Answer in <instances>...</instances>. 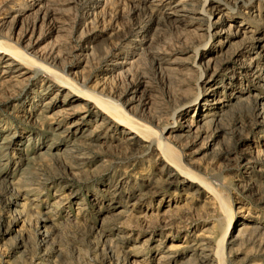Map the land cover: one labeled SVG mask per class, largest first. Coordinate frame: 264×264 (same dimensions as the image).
Listing matches in <instances>:
<instances>
[{
	"label": "rangeland",
	"instance_id": "1",
	"mask_svg": "<svg viewBox=\"0 0 264 264\" xmlns=\"http://www.w3.org/2000/svg\"><path fill=\"white\" fill-rule=\"evenodd\" d=\"M178 1L0 0V45L23 52L27 71L3 77L0 53V264H215L203 255L220 244L222 264H264V89L236 77L231 91L246 93L232 109L215 118L200 105L208 59L220 65L216 100L229 92L239 67L222 62L234 50L224 39L245 18L246 37L264 32V0H182L194 23L168 16ZM144 79L148 104L129 93ZM84 92L164 143L204 187L169 183L177 170L159 149L100 126ZM186 120L195 128L181 136Z\"/></svg>",
	"mask_w": 264,
	"mask_h": 264
},
{
	"label": "bare ground",
	"instance_id": "2",
	"mask_svg": "<svg viewBox=\"0 0 264 264\" xmlns=\"http://www.w3.org/2000/svg\"><path fill=\"white\" fill-rule=\"evenodd\" d=\"M192 6H193L192 3L180 0L177 2L176 6L171 11L168 12L169 14L168 16L173 18V20L176 22H182V21L187 22V20H190L191 23L197 22L199 21V19L194 15L195 12ZM225 17H227L226 14L222 15L219 18V20L223 22ZM227 18L229 22H237L238 18H241V16H237L236 14H233L231 16H228ZM212 25L213 24L209 26L210 29L212 28ZM251 26L253 25L249 24L247 18H245L241 22H239V27L237 28V30L233 32L234 36L228 35L224 39L225 45L223 47L225 46L227 48L233 47L234 50L229 54H226V56L222 58V62L225 60L235 61V62L238 61L236 63H238L237 66L239 67V70L237 72L236 70L237 68L235 67L236 64L231 67L232 69L234 68V70L230 72L229 75L227 76V79L229 80H227L228 84H226L225 86L226 89L229 90V92L228 91L221 92V95H224V98L222 99L216 100L215 98L216 95H218V88L220 87V85H218L219 81L213 78L215 77L213 75H218L220 65L217 64L215 65L213 62L211 63L213 59H208L207 61L208 62L207 69H212V73L209 76L210 78L209 80H207L209 86L208 96L210 98L202 102L200 105L212 107L214 109L218 108L217 111L215 110V112L209 114V116L214 114H215V118L218 115L222 116L226 111L232 109L236 104H238L241 101L244 94L246 93L245 90L242 88L241 91H239L238 95H236L231 91L235 86L236 77L237 78L241 77L242 79L249 80L255 87L264 89V32H262V30L258 28L256 29L254 34L246 37L245 36L246 32L252 31V29L250 30ZM199 30H204V29L199 28ZM220 31H222L221 37H224V34L225 35L229 34L228 28L220 29L219 32ZM240 36L241 39L238 40ZM0 48H1L0 53L2 54L1 56L3 57L7 56L6 58L4 57L6 59V63L4 64L5 73L3 77H8L11 74V71L16 69H19L20 71L19 73H17L16 76H24L25 74H27L26 68L22 66V61H21L26 56L23 52L18 50H13L11 48H6L4 50L2 49L1 45ZM197 54L199 53L197 52ZM245 57H248L249 59L248 58L244 59ZM237 74L240 76H237ZM66 88L70 89V87H66ZM149 90H150V82L144 79L134 83V85L130 88L129 93L131 95L132 100L142 99V102L148 104L147 95ZM230 95L231 97L228 98ZM79 97L84 101V105H87L89 109L93 108V113L95 114L97 119L96 121L100 126H107V125L114 127L117 126L121 129L122 132L124 133L126 132L129 134V136L127 137L128 141H132V140L135 142L137 141L140 147L148 148L151 151L155 149H159L161 159L164 158L165 161L167 160L166 161L167 165H165V167H173L176 169L177 165H175V162H173V160H171L172 162L168 160L170 153L167 150V146L158 139L152 137L151 135H148L147 133H143V129H141V127L138 126L135 122L130 120V118H127V116H125V114L122 111L112 107L101 98L92 95L88 92H84ZM218 103L221 105H219ZM67 106L68 107L66 108V110L74 109V106L73 107H70L69 105ZM198 106L199 104H196L195 108H197ZM177 112L178 111H176L175 114ZM258 118H259L257 120L258 123L264 126V105L261 106L260 112L258 114ZM80 119H84V117H79L78 121L73 122L72 125L69 126V130L64 132L67 138L70 139L72 137V132H73L71 130L72 128L73 129L79 128L80 126L79 122H81L79 121ZM211 120L213 119H210V121ZM184 125H185L184 127H181L179 129V131H181V136H185L186 134L192 133L195 128V122L193 120H186ZM225 132L228 133L229 131H225ZM74 133H76V131ZM79 137H87V136L83 135L82 133ZM63 151L66 153L70 152L69 149H65ZM231 153H234V149L232 148H231ZM176 170L177 172L171 173L169 175V179H168L169 183L173 184L177 179H181L182 181L183 180L192 181L193 179L191 178H194L197 180L194 182H196L201 187H204L200 179L198 177L193 176L192 173L190 174L189 172L181 171V169H176ZM85 202L80 201L79 204L85 205ZM43 235L45 237L48 236L46 232L43 233ZM221 246H222L221 244L218 245L219 247L218 253L221 252V248H220ZM26 249L27 248H25L21 253L28 252ZM208 251H209L208 253H205L203 255V259L212 260L213 262H215V264H222L221 254L219 255L216 252V250L214 251L213 249L210 250L208 249ZM46 258L39 256L37 260L34 261L32 264H48L46 262L48 261V259ZM160 258L163 259V256H161Z\"/></svg>",
	"mask_w": 264,
	"mask_h": 264
}]
</instances>
